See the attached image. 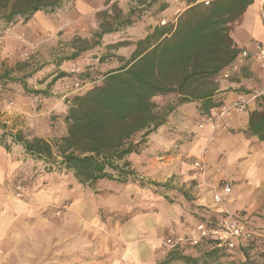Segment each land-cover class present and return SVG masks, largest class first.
I'll use <instances>...</instances> for the list:
<instances>
[{"label":"rangeland","instance_id":"rangeland-1","mask_svg":"<svg viewBox=\"0 0 264 264\" xmlns=\"http://www.w3.org/2000/svg\"><path fill=\"white\" fill-rule=\"evenodd\" d=\"M179 3L180 0H71L54 14L37 13L26 23L19 20L5 25L0 21V74L14 78L32 75L25 78L28 91L17 83L0 84V125L12 132L21 131L26 139L57 132L59 118L63 117L59 107L66 109L67 100L98 85L105 73L120 67L134 50L130 45L113 54L107 46L122 41L133 44L154 27L175 26L176 14L184 7ZM165 5L167 8L162 10ZM169 7L178 10L173 13ZM127 17L134 25L104 35L100 46L56 67L59 59L69 57L81 45L77 41L90 45L97 39L100 25L115 28ZM103 55L114 57L100 63ZM60 72L67 76L47 87ZM32 91H47L49 97ZM177 100L176 95H169L155 102L165 109ZM177 110L166 120L167 124L175 116L171 124L177 125L173 126V141L192 140L196 135V129H190L193 112L188 111L187 120H181L180 125ZM166 124L148 138L143 150L153 163L146 159L142 170L134 168L136 180L125 184L103 181L92 189L78 185L70 173L47 172L44 163L25 155L21 146L11 144L6 151L0 143V264H159L168 251L163 241L169 233L161 232L160 237L151 239V253L143 255L139 249L150 239L141 236L127 240L138 225L157 223L161 227L170 210L177 207L183 210L181 223L194 219L212 224L220 219L223 212L196 206L212 183L207 168L203 176L193 168L197 159H190L192 168L188 172L163 181L166 176L161 174L169 168L167 157L174 150L167 143ZM6 143L10 144L9 138ZM212 148H216L214 154L220 152L218 144ZM235 151L231 146V153ZM162 157L165 159L157 160ZM217 167L228 172L226 164ZM235 168L231 167V182L227 184L231 188L229 197H238L241 208L230 214L264 241V181L263 190L254 187L249 191L251 181ZM187 173L197 177L185 180ZM187 255L203 264L194 251L188 250ZM263 255L264 246H260L244 254H221L210 264H264Z\"/></svg>","mask_w":264,"mask_h":264},{"label":"trees","instance_id":"trees-1","mask_svg":"<svg viewBox=\"0 0 264 264\" xmlns=\"http://www.w3.org/2000/svg\"><path fill=\"white\" fill-rule=\"evenodd\" d=\"M69 1L0 0V21L5 25L19 20L26 23L37 13L54 14ZM184 1L189 8L178 17L175 26L155 27L133 44L122 41L107 46L113 54L130 45L134 50L120 67L105 73L98 85L67 100L68 107L61 118L66 126L64 137L54 143L40 138L26 139L21 131H9L2 124L0 143L4 149L9 151L11 144L21 146L25 155L42 161L47 172L70 173L82 187L92 189L103 181L125 184L136 180L128 158L141 154L148 138L166 124L167 117L177 108L199 103L198 111L207 114L221 106L222 103L213 100L216 79L238 53L231 49V22L244 12L251 0H214L208 6L198 3L199 0ZM166 8L165 5L162 10ZM132 25L130 17L116 23L115 28L100 25L96 40L90 45L77 41L81 45L69 57L59 59L56 67L100 46L104 35ZM112 57L103 55L98 61L103 63ZM31 76L14 78L3 73L0 84L17 83L28 91L25 78ZM66 76L60 72L47 87ZM32 94L49 97L47 91H32ZM169 95L178 97L175 105L163 109L155 102L156 98ZM261 101L264 102V97ZM243 133L264 142V111L249 115ZM8 138L10 144L6 143ZM261 237L233 251L217 248L214 241L197 248L168 249L159 264H199L198 258L187 255L188 250L197 253L203 264H210L221 254L257 250L264 246V241L259 240Z\"/></svg>","mask_w":264,"mask_h":264},{"label":"crops","instance_id":"crops-1","mask_svg":"<svg viewBox=\"0 0 264 264\" xmlns=\"http://www.w3.org/2000/svg\"><path fill=\"white\" fill-rule=\"evenodd\" d=\"M212 1L214 0H211L210 3ZM198 3H202L201 0H199ZM179 4L184 7L177 12L175 19H178V17L189 8L184 0H180ZM168 10H173V13H175L178 7L173 9L169 7ZM148 34L149 33H144L139 40L145 38ZM229 36L231 38V49L238 51L235 59L229 66L237 64L238 70L233 74L231 79L228 80H223L220 78V75L218 76L213 100L222 103L220 107H228L240 100H246L247 107L244 111L231 113L228 117H216L210 124H205L204 122L205 117L209 115V113L201 114L198 111L199 103L186 104L179 107L177 113L180 114H175L179 117V123L181 120L186 121L188 111L192 110L193 117L191 118L190 129L193 130V128H195L196 135L192 140L174 142L175 136L172 134V131H174L173 126L177 125H171L175 118L174 115L173 117L171 116L170 122L166 124L165 128L169 130L167 143H169L170 148L174 150L171 151L170 156L167 157L169 168L165 169L162 174L160 173L162 176H164L163 174L166 176L162 177L164 178L163 181L172 176H180L182 173L188 172V170L192 168L190 159L195 158L197 161L201 160L204 162L208 174L212 177V183L207 186L208 190L215 187L218 183L231 182L232 166H235L237 171L245 175V179L247 178L248 181H251L252 186L249 187V191H253L254 187L257 190H263L264 142H259L257 138L250 137L244 134L243 131L247 129L249 115L251 113L255 111H264V102L261 101V98L264 97V57L261 59H254L251 56L246 59L239 58L240 52H253L256 45H260L264 51V25L259 0H251L244 12L236 20L231 22ZM120 51L121 49L119 52ZM224 71H222L221 74ZM217 109H219V107L212 109L210 113L217 111ZM65 111L66 109L59 107V112H63L64 114ZM180 125L182 124L180 123ZM201 125L202 127L199 128ZM57 130L59 135H57L58 133L54 130L53 133H50L48 136L41 133L35 135V138H40L51 143L49 140L53 138H58L59 140L64 137L66 134V126L61 118H59ZM53 134L54 136H52ZM216 144L219 145L220 152L214 154L216 148H210L214 145L216 146ZM231 146L236 148L234 153H231ZM131 156L128 158V161L131 163L132 169L136 168L142 170L141 165L143 163H153L151 159L146 157L144 150L140 155H133V159H131ZM164 159L163 157L157 158V160ZM222 163L226 164L228 172L224 173V168H215ZM161 165H164V162L161 163ZM191 177L197 176L192 175ZM191 177L187 173L184 179L188 180V178ZM184 179L182 178L183 181ZM182 180L180 179V183ZM216 181L218 183H216ZM241 181L244 180L242 179ZM229 196L224 197V202L222 204L215 205L212 202L210 192H207L199 200L200 205L198 204L196 206L197 208L203 207L209 209L211 212L218 211L221 213H231V211L234 212L238 210V208H241L240 203H238V197L231 199ZM232 201H235L233 205H231ZM181 213H183V210H181L180 207L171 209L166 220L160 223L163 225L161 227H159L157 223L138 225L131 236L127 237V240L134 241L133 237L136 239H139L141 236L147 237L150 241L143 243V246L140 247L139 250L143 255H150L151 239L160 237L159 235L161 232H166L165 234H167V232L169 233L165 238L192 234L198 222L191 219L187 221V223H181ZM140 243H142V241H140Z\"/></svg>","mask_w":264,"mask_h":264},{"label":"built area","instance_id":"built-area-1","mask_svg":"<svg viewBox=\"0 0 264 264\" xmlns=\"http://www.w3.org/2000/svg\"><path fill=\"white\" fill-rule=\"evenodd\" d=\"M211 0H201L204 6H208ZM262 12V20L264 25V0H259ZM240 59H246L252 57L254 59H261L264 57V51L260 45H256L253 52L242 51L239 55ZM238 70V65L229 66L223 73L222 79L227 80L232 77L233 74ZM78 87V84H76ZM247 107L246 100H240L236 103L231 104L228 107H219L217 111L209 113L205 117V124H210L216 117L222 118L229 116L234 112H242ZM199 126V128H201ZM193 168L203 176L205 173L206 166L203 161H195ZM212 193V202L215 205H220L224 202V197L231 194V188L227 183H218L215 187L210 188ZM257 233L246 227L239 219L234 215L224 212L222 217L212 224L205 222L198 223L193 233L184 236H175L165 238L163 241L164 247L167 249L184 248L186 246L197 248L202 244H206L208 241L216 242V246L219 249H225L227 251L236 250L246 245L250 240L255 237H259Z\"/></svg>","mask_w":264,"mask_h":264}]
</instances>
